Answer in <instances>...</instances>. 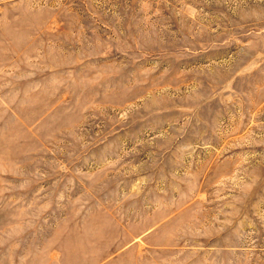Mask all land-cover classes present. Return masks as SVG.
<instances>
[{
	"label": "rangeland",
	"instance_id": "rangeland-1",
	"mask_svg": "<svg viewBox=\"0 0 264 264\" xmlns=\"http://www.w3.org/2000/svg\"><path fill=\"white\" fill-rule=\"evenodd\" d=\"M0 264H264V0H0Z\"/></svg>",
	"mask_w": 264,
	"mask_h": 264
}]
</instances>
